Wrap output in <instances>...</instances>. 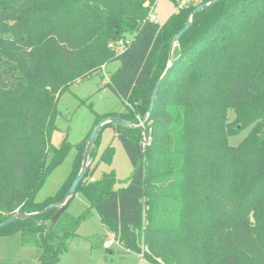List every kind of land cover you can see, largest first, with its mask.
Here are the masks:
<instances>
[{
    "label": "trees",
    "instance_id": "trees-1",
    "mask_svg": "<svg viewBox=\"0 0 264 264\" xmlns=\"http://www.w3.org/2000/svg\"><path fill=\"white\" fill-rule=\"evenodd\" d=\"M155 1L0 0V222L62 200L99 120L117 116L137 125L145 118L175 34L210 0H171L177 10L162 23L148 17ZM120 40L125 46L114 55ZM112 59L119 65L105 86L125 110L96 113L83 141L71 144L66 134L54 145L60 96ZM171 61L144 126L106 125L132 165L126 184L115 187L113 170L90 180L89 162L74 195L82 192L114 240L145 264H264V0H219L200 10ZM244 129L230 145L228 137ZM145 136L151 139L143 146ZM71 148L66 179L35 200ZM113 154L109 144L99 161L110 165ZM67 207L54 222L57 207L17 218L0 236L30 238L38 264H55L90 213L70 219ZM63 214L69 225L58 229Z\"/></svg>",
    "mask_w": 264,
    "mask_h": 264
},
{
    "label": "rangeland",
    "instance_id": "rangeland-1",
    "mask_svg": "<svg viewBox=\"0 0 264 264\" xmlns=\"http://www.w3.org/2000/svg\"><path fill=\"white\" fill-rule=\"evenodd\" d=\"M190 1L197 0H180L179 3L182 5ZM175 10L177 7L171 0H156L148 17L153 22L162 23ZM112 43L115 44L113 41ZM111 50L114 55H117L116 46H113ZM118 65V59L101 64L100 69L91 77L72 83L60 96L58 101L60 114L56 120L57 130L52 136L54 145L58 146L66 134L71 144L83 141L96 119V113L125 110L124 101L105 86ZM78 98L85 103H80ZM90 102L93 111L87 106ZM227 117L228 120L233 119L234 114L231 110H228ZM247 132L248 129H244L229 136L228 143L236 145ZM109 144L113 146L114 154L110 165H106L99 161V156L104 147ZM94 151V157L90 159V166L94 173L90 180L102 172L113 170L117 179L115 187L124 186L133 168L110 126L101 130L100 142ZM75 155L76 149L71 148L63 160L47 175L35 200L41 201L56 192L69 174ZM87 209L90 211L89 216L79 224L76 230L77 236L68 241L67 250L61 254L59 261L55 264H144L141 254L134 251L127 252L116 240L109 247L104 244L105 239L109 241L114 237L105 229L96 211L89 207V202L82 192H77L73 196L65 213L70 219H74ZM64 217V214L60 217L56 225L58 229L63 228L65 223L69 225L70 220L65 221ZM29 239L20 234L0 236V264H38L40 250Z\"/></svg>",
    "mask_w": 264,
    "mask_h": 264
},
{
    "label": "water",
    "instance_id": "water-1",
    "mask_svg": "<svg viewBox=\"0 0 264 264\" xmlns=\"http://www.w3.org/2000/svg\"><path fill=\"white\" fill-rule=\"evenodd\" d=\"M219 0H210L208 2H204V3H201L199 5H197L192 11H191V14H190V17L189 19L185 22V24L183 25V27L175 34L174 38H173V42H172V46H171V49H170V53H169V64L168 66L166 67L165 71L163 72V74L161 75V77L157 80L155 86H154V89L152 91V95H151V98H150V103H149V106L147 108V111H146V116L145 118L137 125H135L134 123H132L130 120H127L125 118H122V117H117V116H106L104 118H102L101 120H99L94 126L93 128L91 129L89 135H88V138H87V141H86V145H85V149H84V152H83V156H82V161H81V166H80V169L79 171L77 172V174L75 175V177L73 178L66 194L64 195V197L62 198L61 201L59 202H55L53 204H50L48 205L47 207H45L43 210L41 211H37V212H31V213H16L12 216H10L9 218H7L6 220L0 222V227L1 226H4L6 224H8L9 222L17 219V218H22V217H32V216H35V215H39V214H42L48 210H50L51 208H54V207H57L56 211L54 212V214L52 215L51 217V221L54 222L58 216L60 215V213L67 207L70 199L73 197L74 193H75V189L76 187L78 186L79 182L81 181V179L83 178L88 166H89V162H90V159H89V153H90V149L91 147L93 146L94 144V140L97 136V134L100 132V130L102 128H104L106 125L110 124V123H123V124H126V125H130L131 127H140V126H144L150 119L151 117V114H152V110H153V107H154V103H155V99H156V94H157V91H158V88H159V85L163 79V77L165 76V74L167 73L172 61H171V52H172V48L173 46L178 43V40H179V37L180 35L185 32L189 26L191 25L192 23V20L195 16V14L197 12H199L200 10L208 7V6H211L213 4H215L216 2H218Z\"/></svg>",
    "mask_w": 264,
    "mask_h": 264
},
{
    "label": "built area",
    "instance_id": "built-area-1",
    "mask_svg": "<svg viewBox=\"0 0 264 264\" xmlns=\"http://www.w3.org/2000/svg\"><path fill=\"white\" fill-rule=\"evenodd\" d=\"M110 45H111V43H110ZM113 45H114V44H113ZM115 46H116L118 52H120V51L123 50V48H124V46H125V42L122 41V40H120V41H118L117 44H115ZM150 139H151L150 136H145L144 141H143V146H144V145H148V144L150 143ZM91 180H92V179H91ZM113 241H114V240L112 239V240L106 242L105 245H106V246H109L110 244H112ZM144 264H145V262H144Z\"/></svg>",
    "mask_w": 264,
    "mask_h": 264
},
{
    "label": "crops",
    "instance_id": "crops-1",
    "mask_svg": "<svg viewBox=\"0 0 264 264\" xmlns=\"http://www.w3.org/2000/svg\"><path fill=\"white\" fill-rule=\"evenodd\" d=\"M113 236V235H112ZM113 240H114V238H112ZM112 239H110V240H112ZM109 240V241H110ZM105 242H104V244L106 243V242H108L106 239L104 240ZM115 242V240L112 242V243H114ZM109 247V246H108Z\"/></svg>",
    "mask_w": 264,
    "mask_h": 264
}]
</instances>
